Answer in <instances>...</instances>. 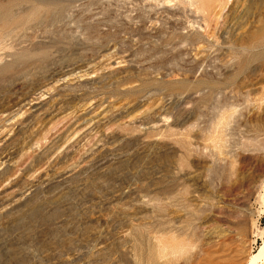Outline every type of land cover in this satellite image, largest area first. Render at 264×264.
Listing matches in <instances>:
<instances>
[{
  "label": "rangeland",
  "instance_id": "1",
  "mask_svg": "<svg viewBox=\"0 0 264 264\" xmlns=\"http://www.w3.org/2000/svg\"><path fill=\"white\" fill-rule=\"evenodd\" d=\"M0 9V264H264V0Z\"/></svg>",
  "mask_w": 264,
  "mask_h": 264
},
{
  "label": "bare ground",
  "instance_id": "2",
  "mask_svg": "<svg viewBox=\"0 0 264 264\" xmlns=\"http://www.w3.org/2000/svg\"><path fill=\"white\" fill-rule=\"evenodd\" d=\"M3 8V7H2ZM5 9V8H4ZM1 11H2V9H0ZM4 19V18H3ZM7 21V20H6ZM12 21V20H11ZM13 23H15V22H13ZM5 24V23H4ZM6 27V26H5ZM6 29V28H5ZM15 29V28H14ZM6 31V30H5ZM16 32V31H15ZM13 36V35H12ZM11 36V37H12ZM7 37V36H6ZM5 38V37H4ZM10 38V37H9ZM3 39V38H2ZM0 41H1V39H0ZM2 42V41H1ZM252 258L253 259H259V260H261V259H264V238L262 239V242H261V244H260V246L258 247V249H257V252L256 253H254L253 255H252Z\"/></svg>",
  "mask_w": 264,
  "mask_h": 264
}]
</instances>
